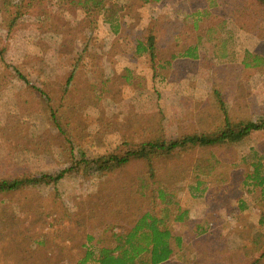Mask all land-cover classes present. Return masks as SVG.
Returning a JSON list of instances; mask_svg holds the SVG:
<instances>
[{"label":"rangeland","instance_id":"1","mask_svg":"<svg viewBox=\"0 0 264 264\" xmlns=\"http://www.w3.org/2000/svg\"><path fill=\"white\" fill-rule=\"evenodd\" d=\"M33 1L24 0L11 25L16 8L0 0V177L72 171L57 188L0 193V264H79L89 237L109 241L113 228L129 230L160 203L138 186L147 161L85 170L81 152L91 159L160 128L169 139L214 130L223 119L216 91L234 124L264 115V68L242 63L246 51L264 56V8L224 0L218 9L229 11L227 21L210 40L200 30L222 22L223 12L199 28L190 18L209 0H119L101 14ZM150 34L160 74L137 51ZM223 40L227 57L216 53ZM191 46L198 57L182 56ZM38 89L58 105V123L34 107ZM253 149L264 158V130L240 143L153 156L156 180L178 202L173 210L188 209L186 220L171 222L184 258L169 264H264V197L243 182ZM199 167L209 173L198 175Z\"/></svg>","mask_w":264,"mask_h":264},{"label":"trees","instance_id":"2","mask_svg":"<svg viewBox=\"0 0 264 264\" xmlns=\"http://www.w3.org/2000/svg\"><path fill=\"white\" fill-rule=\"evenodd\" d=\"M10 3L7 8H16V16L12 19L11 25L15 23L16 18L23 14L21 8L24 5V0H4ZM28 5H32L33 0H29ZM37 3H40V0ZM67 2L69 4L77 5L83 8L86 13H102L108 6L111 7L119 0H58ZM145 3H160L163 0H141ZM257 3L264 8V0H256ZM228 2L224 0H209L204 6H200L199 9L192 11L190 18L194 22L195 27L199 28L201 23L207 20L210 16L216 17L219 12L222 11V22H218L216 25H210L209 27L200 30V36L213 40L216 35L223 32L224 22H226V14L229 11L220 10L218 8L226 5ZM12 4V5H11ZM239 10V9H238ZM199 26V27H198ZM156 38L155 35L150 34L147 41H138L137 51L139 54L147 53L152 62L153 70L156 74L159 69L156 65ZM197 46H191L181 53L182 56H188L191 58L198 57ZM216 53L220 57H227L228 49L225 40L221 41ZM166 62V61H165ZM170 62V61H168ZM242 63L245 67H260L264 68V56L246 51ZM163 67L165 63H162ZM14 72L23 81H28L26 75H23L17 66L14 67ZM38 95L33 96L35 104L34 107L37 111L47 112L55 123H58L57 107L53 102V98L45 93L42 89H38ZM216 98L220 101L219 109L223 113V119L220 125L216 129L211 131L192 132L183 134L177 138L169 139L163 132V130L156 129L152 136L148 139L140 142L133 143L127 139H122L121 146H117L110 151L98 155L93 158H88L85 152H81L80 158L77 159V164L81 168L88 170L92 165L95 168L99 167L101 170H112L114 168H123L127 164L137 161L145 160L148 163V170L145 174L139 176V189L145 193L150 190L153 196L159 199L160 203H156L158 210H147L135 221L133 226L127 230H117L114 228L111 230V239L106 241L105 239H95V237H89V245H86V250L83 258L79 264H169L177 257L179 250L183 248V237L175 234L171 227V222H182L186 220L188 209L180 211L177 207L173 210L172 206H178V202L173 199V195L168 193L167 190L159 184L156 180L155 170L152 165L151 159L153 156H170L175 151L186 150L194 147L205 149L207 147L220 146L226 143H240L254 132L264 130V115L248 120H240L234 124L229 116L227 108L224 106L223 101L220 99V92L216 91ZM49 113V114H48ZM249 165L250 169L246 171L243 182L247 186L248 191L259 189L260 197H264V158L257 151L252 150L250 154ZM197 174L204 176L209 173L204 167L197 169ZM209 170H213L209 167ZM72 171V168L62 169L57 173H42L37 176H6L0 177V193L12 192L22 188L38 187L40 185H54L57 188V184L65 177L67 173ZM197 185L202 188L205 187L206 182L204 179L197 177ZM205 189V188H204ZM260 223H264V212L260 218Z\"/></svg>","mask_w":264,"mask_h":264}]
</instances>
